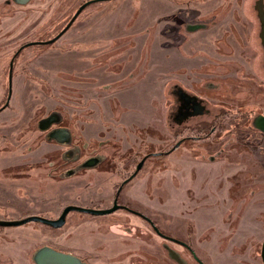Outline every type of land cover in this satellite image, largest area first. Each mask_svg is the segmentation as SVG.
I'll use <instances>...</instances> for the list:
<instances>
[{"label":"rangeland","instance_id":"rangeland-1","mask_svg":"<svg viewBox=\"0 0 264 264\" xmlns=\"http://www.w3.org/2000/svg\"><path fill=\"white\" fill-rule=\"evenodd\" d=\"M83 1L30 0L19 6L10 0L6 6L0 0V106L8 93V63L13 52L22 43L55 35ZM194 1L95 0L80 11L54 43L29 45L20 52L13 63L8 105L0 111V218H19L34 212L56 217L71 202L106 207L116 184L129 173L139 154V136L149 139L154 149L162 144L164 149L169 148L178 140L176 124L171 117L166 119V104L173 97L168 90L171 84L167 82L165 88L163 85L164 45L170 41L164 27L177 26L171 19L166 20L169 14L186 22L195 21ZM166 8L170 10L168 15ZM244 14L257 22L256 14L248 7ZM194 37L190 34L186 51H192ZM89 76L95 84L86 83ZM117 98L128 102L129 113ZM51 111L58 112L68 125L72 143L82 147L79 159L95 153L107 155V163L86 172L80 168L62 177L61 171L68 164L56 167L61 147L47 141L37 128V121ZM130 115L146 120L148 135L137 130L136 134L129 132ZM87 126L95 128L86 130ZM209 153L206 147L198 149L186 141L164 157V165L150 158L138 177L125 186L124 195L132 191V204L146 211L161 228L170 224L183 237L187 232L193 236L198 233L199 253L206 264H262L259 252L264 218L259 213L264 212L260 210L264 204L256 201L264 197V188L252 187L250 182L230 188L228 156L223 150L213 154L211 160ZM228 194L233 197L232 220L227 217ZM146 197L152 198H148L151 207L146 206ZM117 213L113 217L70 214L67 224L58 230L35 222L2 228L0 256L7 257L9 264H32L33 251L54 242V237L64 240L68 234L73 237L74 248H81L83 242L92 248L100 243L95 235L100 225L105 223L108 228L111 222H118L116 217H121L122 211ZM126 220L131 224L121 229L134 227L143 233L130 236L118 231V240L110 241L114 246L108 257L127 262L132 251L123 252L122 244L130 243L137 245L133 264H176L171 260L164 263V251L158 247L161 239L145 229L137 217L128 216ZM110 228L115 231L117 226ZM110 234L107 232L106 238H114ZM205 238H210L206 243L211 242L212 248H207ZM120 249L122 254H117ZM88 254L94 262L95 253ZM107 260L105 256L100 264H109Z\"/></svg>","mask_w":264,"mask_h":264},{"label":"flooded vegetation","instance_id":"flooded-vegetation-1","mask_svg":"<svg viewBox=\"0 0 264 264\" xmlns=\"http://www.w3.org/2000/svg\"><path fill=\"white\" fill-rule=\"evenodd\" d=\"M4 1L6 6L10 5V0ZM11 1L14 2V0ZM204 1L205 0L194 1L193 13H196L194 17L195 21L186 22L176 15L170 16L169 14L166 20L169 21L171 19L177 26H170L167 24L164 27L166 37L176 41L174 44L176 50L174 56L168 49L172 46L170 42L168 41V45H164L163 85L165 88V86L167 87V82L171 84L168 90L173 100L170 104H168L169 102L166 104V119L171 117V122L176 124L177 132L175 135L178 140L169 148L164 149V144H162L161 147L154 149L155 147L152 146L149 139L146 140L144 138L145 136H139L142 140L139 149L136 151L139 152V154L135 155L136 157L132 161L129 173L121 177L116 184L108 206L100 207L98 204L76 205L72 202L64 206L76 205L92 209H105L117 205L116 209L113 211L104 214H93L90 212L70 210L65 215L64 223L59 227H53L41 221H28L46 226L50 230H58L67 224L70 214L79 213L77 216L107 217L113 214H119L117 212L122 211V213H120L121 217H116L119 221L110 223V226H117L115 231L112 230L110 226L105 228V223H102L100 228L98 227L99 229L97 228L98 233L95 235L100 239V243H97L92 248L84 242L81 248H74L72 244L73 237H71V235L68 237L69 234L66 235L64 240H58L54 237L52 239L54 242L43 244L33 251L31 255L32 264H37L34 255L43 247H48L62 254L73 255L84 264L104 263L105 260L103 261V258L105 256L108 258L107 263L109 264L126 262V259L121 261L113 260L111 259L113 255L109 257L108 255L111 254L109 249L114 246H110V241L118 240V238L115 237L120 233L118 231L123 230L125 234L130 236L136 235L137 232H139L138 235L143 233L141 231H136L134 227L126 226L125 229L120 228L124 226V224H131L129 220H126L128 216L137 217L142 222L145 229L161 239L158 247L164 251V263H168V261L171 260L176 264H206L199 253L198 233L193 236L187 232L183 237L176 234L177 229L171 228L172 226L170 224L167 226L168 228H161L154 223V220L146 211L132 204L135 198V194L133 196L132 191L129 196L126 197L124 195L125 186L132 183L138 177L150 158H156L158 162L164 165V157L178 149L179 145L186 141H191L198 146V149L202 146L206 147V149L211 152L209 153V158L211 160H214V157H212L213 154L217 155L223 152V150L225 151V154L229 158V166L226 172L228 171L227 178L231 179L230 188L232 185L247 186L249 182L252 184V187L264 188V131L254 124V121L260 120L261 123L260 121L259 123L264 126V0H251V3H249V0H206L205 3ZM16 4L19 6L26 5V3ZM247 7L251 11H254L257 16V22H253L250 18L245 16L244 11ZM182 24L184 26L183 28H181ZM193 25H198L199 28L191 30ZM70 26L63 33H65ZM203 30H209L210 36L201 40L199 39L198 33ZM255 33L256 35H254ZM190 34H194L195 40L192 51L189 52L186 51L185 46L187 45ZM55 35L43 40L38 39L22 43L13 52L8 63V71L10 61L12 60L13 69L14 60L24 48L29 45L52 44L60 38L61 35L52 42L46 41L52 39ZM95 44L98 45V43ZM99 44L101 45L102 43ZM199 45H201V47H199ZM151 70L152 69H150V71ZM160 75H163V72H161ZM93 79L89 76L86 83L95 82L96 80L94 79V81H92ZM93 84L95 83H91V85ZM88 85L90 84H87V86ZM136 86L137 85H134L132 88ZM233 89L235 92H233ZM117 100L119 104L120 102L125 103L127 107L126 112L129 113L128 102L126 103L122 98L120 100L117 98ZM6 101L7 97L5 102ZM5 102L0 106V111L7 107L8 103L5 105ZM113 110V107H111L110 112L112 113ZM124 116H126V114H124ZM48 117L49 120L40 122ZM120 119H122V117H120ZM128 119H131L129 121L130 133L136 134L138 132L148 135L149 127L148 125H144L146 120L143 119L139 121L136 117H131V115ZM43 126H45V128H42ZM37 128L43 132L47 141H51L61 147L56 155L58 163L57 160L56 162L54 161V163H57L56 167L68 164V166H65L63 171H61L62 177L73 175L78 172L80 168L84 170L82 172L98 169L108 161L107 155L95 153L83 159H79L82 153V147L80 148L72 143V133L68 125L63 123V118L56 111H51L46 116L40 118L37 121ZM94 128V126L91 128L87 126L86 130H94ZM186 131H189V134L186 133ZM146 138L148 137L146 136ZM223 139V143H220ZM98 143H100V141H98ZM223 145L225 146L224 148H222ZM73 162L75 163L69 165V163ZM125 169L128 168H124V170ZM189 173H192V170H190ZM195 173H197V170H195ZM238 177L240 178L239 180ZM146 198V206H150L148 203L151 202L148 198L150 200H152V198ZM227 198L229 200L230 209V211L227 209V217L232 220L231 198L233 197L231 194H228ZM156 200L160 201V197L156 198ZM257 200L256 202L258 204H264V197L260 199L258 197ZM262 206L264 207V205ZM64 207L56 217L34 212L26 213L19 218L0 219H21L30 215H38L47 219H56L61 215ZM263 207H261L260 210L263 211ZM259 216L264 218V212L260 211ZM28 222L20 225H24ZM77 225L79 224L77 223ZM7 227L14 226L0 225V229ZM107 232L112 233L110 236L114 235V238H106ZM209 239L210 238H205L203 240L204 243L209 241ZM231 239L232 235L228 238V241H231ZM107 241L109 245H106L105 242ZM146 245H148V243ZM205 245L208 246L207 248L213 247L211 242ZM122 247L123 252L132 251V254L128 255L129 260L126 263L133 264L136 262L137 255H135V252L137 245L124 243ZM227 247H229V244H227ZM122 250L117 254H122ZM262 250L264 254V238L261 241L259 252L262 264H264ZM88 252L95 253L94 256L96 258L94 257V262L91 261L93 256L89 255ZM0 264H9V259L0 256Z\"/></svg>","mask_w":264,"mask_h":264},{"label":"water","instance_id":"water-1","mask_svg":"<svg viewBox=\"0 0 264 264\" xmlns=\"http://www.w3.org/2000/svg\"><path fill=\"white\" fill-rule=\"evenodd\" d=\"M28 1L29 0H14V2L18 3V4H25ZM92 1H95V0H88V1L83 2L81 5H79L77 7V9L75 10V12L73 13L72 17L67 22V24L52 39H50L46 42H52L57 37H59L71 25V23L74 21V19L80 13V11L88 3L92 2ZM196 28H199L198 25H193V28H191V30H194ZM11 81H12V60L10 61V64H9L8 96H7V101L5 102V105H7L8 99H9L10 94H11ZM46 120H49V117L46 119H43L40 122H43ZM259 121L260 120L254 121V124L256 125V127L260 128L262 131H264V126L261 125L260 124L261 121H260V123H259ZM42 128H45V126H43ZM116 206L117 205H113L112 207L105 208V209H92V208L80 207V206H76V205H67L66 207H64L61 215L56 219H47L45 217L38 216V215H30V216H27V217H24L21 219H11V220L10 219L9 220L0 219V225H2V226H16V225H20V224H23V223L28 222V221H41V222L48 224L50 226L59 227L64 223L65 215L70 210L90 212L93 214H104V213H109V212L113 211L114 209H116ZM262 256L264 259L263 250H262ZM34 259H35L37 264H84V263H81L78 260V258H76L73 255L62 254V253L56 252V251H54L48 247H43V248L39 249L38 252L34 255Z\"/></svg>","mask_w":264,"mask_h":264},{"label":"crops","instance_id":"crops-1","mask_svg":"<svg viewBox=\"0 0 264 264\" xmlns=\"http://www.w3.org/2000/svg\"><path fill=\"white\" fill-rule=\"evenodd\" d=\"M164 10H165L166 14H168L170 12V10H168L167 8L164 9ZM198 35H199V39H201V40L203 39L204 40L205 38H208L210 36V33H209V30H203V31L199 32ZM169 42L172 45L171 48L170 47L168 48L169 51L170 52H175L176 50L174 48V44H175L176 41L175 40H170Z\"/></svg>","mask_w":264,"mask_h":264}]
</instances>
